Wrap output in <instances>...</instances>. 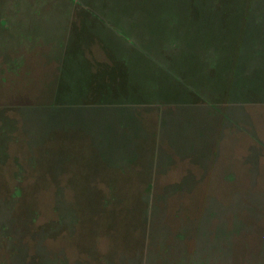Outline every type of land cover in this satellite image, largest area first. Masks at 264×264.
Instances as JSON below:
<instances>
[{
  "label": "rangeland",
  "instance_id": "1",
  "mask_svg": "<svg viewBox=\"0 0 264 264\" xmlns=\"http://www.w3.org/2000/svg\"><path fill=\"white\" fill-rule=\"evenodd\" d=\"M24 2L0 0V29L15 9L30 13ZM32 2H37L33 11L39 36L44 34L45 22L51 30L62 24V35L46 38L49 46L64 49L68 58L79 45L86 51L92 45L145 48L146 59H140L138 72L133 71L130 87L134 95L130 101L154 104L149 109H89L39 98L46 79V70L41 67L47 65L45 59L33 62V54L28 53L26 66L35 68L30 79L21 74L14 78L8 71L5 78L3 61L8 55L3 50L13 46V39L5 36L4 42L0 40V104L21 107L16 121L13 116L5 118L0 110V264H264V210L255 212L258 208L253 209V205L245 214L229 215V222L223 223L213 217L212 211L197 208L191 217L179 207L169 220L179 227L167 228L158 220L153 230L161 233V238L153 234L148 239L153 198L136 194L145 191L142 186L149 177L153 147L172 148L169 135L158 137L156 120L146 123L145 112L157 119L156 106L168 104L181 110L184 102L204 103L213 118L203 124L200 110L193 107L198 113L195 124L202 134L187 139L184 133L172 129L170 122L166 130L177 143L186 144L195 158L209 156L212 148L217 167L211 175L205 168L180 190L172 186L163 199L204 183L209 189L198 196L203 202L199 207L210 208L216 197L213 185L221 188L230 183L233 189L238 185L235 180H241L243 186L247 181L254 186L256 167L250 164L252 161L258 167L261 163L259 186L264 189V0ZM99 15L102 20L93 26L86 22ZM126 18L139 38L133 40L124 30ZM23 38L22 50L31 49L32 37ZM48 50L40 47L39 56H49L45 53ZM63 65V71L54 75V82L44 91L46 95L62 97L65 92L68 61ZM77 69L75 78L81 77L80 82H84L85 71ZM48 70L53 76L55 70ZM142 77L146 82H140ZM119 80L116 77L114 83ZM16 91H24L19 101L13 99ZM138 114L146 117L137 127L133 120ZM184 138L188 143L181 141ZM220 139H224V146L219 147ZM234 144L240 149H228ZM234 163L239 165L234 167ZM229 166L243 177L236 178ZM216 172L222 174L211 180ZM62 180L65 186L55 192L68 188L59 195L44 196L38 188H55ZM30 186L33 191H29ZM177 195L173 197L180 199ZM260 199L264 202V197ZM207 214L211 216L207 218L209 223L199 221ZM169 215L162 214V220ZM207 239L215 240L214 252L202 248L199 255L189 257L181 250L185 242L195 252L196 244L190 240H200L198 246L206 247ZM222 242L225 247H221Z\"/></svg>",
  "mask_w": 264,
  "mask_h": 264
},
{
  "label": "crops",
  "instance_id": "2",
  "mask_svg": "<svg viewBox=\"0 0 264 264\" xmlns=\"http://www.w3.org/2000/svg\"><path fill=\"white\" fill-rule=\"evenodd\" d=\"M25 5L29 6V14L22 13L20 10L15 9L16 13L12 15V17H5L6 20L3 23V28L0 29V40L4 42V37H11L8 40L13 45L12 47H7V49L4 48L3 54L8 55V59L3 61V69H2V75L6 78V73L11 72L14 78H17L20 74L21 77L27 76L26 79H30L29 77L32 76V73H35L34 67L27 65L26 66V60L25 57H27L28 53H31L33 57V62L38 61L39 59H45L44 62L47 63L43 67L45 71V78L43 87L41 89L39 98L56 101V103L61 105H74L76 107H85V108H119L121 106H124L125 108H133L135 106H139L142 108H151L154 103H143V101H133L131 102L130 99H132L134 92L133 89L130 87L134 82V73L133 71L138 72L140 70V63L142 59H146V51L145 48L142 47V49L134 47L131 44H127L125 46H121L119 48H110L92 45L89 48V51L87 49L82 48L84 46L79 45L75 46L72 50L73 55L68 58L67 53H65V50L62 48H55L54 46H49L50 42L46 38V35L50 36L51 34H54L56 36L62 35L61 28L62 24H60L61 27H58V29H48L47 24L48 22L44 23L43 27V35L39 36L37 34V14L35 13L34 8L36 9L37 5L32 2V0L26 1ZM22 8V6H21ZM27 8V6H26ZM34 17V18H33ZM96 19H86V22L88 24H93L101 21L102 19L98 18ZM64 22L66 21L63 19ZM124 20V30L126 31L129 36H132V39L139 38V32L137 30H133V25L130 24V19H123ZM69 20H67L68 23ZM87 24L86 27H89ZM8 25V26H7ZM84 26V25H83ZM12 29V31L10 30ZM111 32V31H110ZM57 33V34H56ZM113 32H111V35ZM116 34V33H115ZM23 37H32L31 41V49L29 50H22V44H23ZM45 37V38H44ZM118 37V35H117ZM95 39V38H94ZM8 42V41H6ZM49 47V50L45 53H49V56L46 54L45 58L43 56H39L38 50L40 47ZM86 46V45H85ZM154 49V48H153ZM88 52V53H87ZM156 51H153L155 53ZM158 52V51H157ZM213 51H210L211 53ZM23 53V54H22ZM81 53H85L86 56L83 55V57L80 55ZM25 54V55H24ZM56 54V56H55ZM64 58V59H63ZM157 58V57H156ZM63 59V60H62ZM68 61L67 66V74H66V86H64L65 92L62 94V97L59 95L52 96V94H49L44 92L47 88L50 82L54 80V75L59 73L63 70H60V64H66ZM43 62V60H42ZM41 62V63H42ZM63 65V68H64ZM82 68L84 73V82H80L81 77L77 80L75 78V71H77V68ZM48 69L55 70V73L53 72V76L48 75ZM62 69V68H61ZM25 70V72H24ZM143 73V72H142ZM23 75V76H22ZM119 78V82L114 83L115 78ZM51 78V79H50ZM64 78V77H63ZM79 81V82H77ZM54 82V81H53ZM104 82V83H101ZM140 82H146L144 77H142V80ZM74 83V84H73ZM82 83V84H81ZM46 85V88H45ZM54 91V90H53ZM72 91H75L73 93ZM24 91H16L14 93L15 100H21L23 96ZM139 93V92H137ZM45 97V98H44ZM3 98V97H1ZM23 105V104H22ZM151 105V106H150ZM12 107L11 105L7 104H0V110H3V114L5 118L12 117L14 118V121L17 120L18 113L20 112L21 107ZM178 106H174V108H170V105L165 104L164 106H156L158 111H156L157 119L153 116H150V112H145L147 119L146 123L150 121V119L156 120V132L158 137H166L169 135L171 138L170 143L172 148L171 149H161L160 146L153 147V150L151 151V159L148 163V180L146 182L145 186H142L143 189H145L144 193L141 195V193H136L138 196H150L153 198V203L151 206H149V217L147 222V235H149L148 239H150V236L153 234L158 235L157 239L161 238V233L155 232L153 229H156L154 227H158L156 224L160 223L161 221L164 226L167 228H177L179 226H176L177 224L172 223L169 220H172L171 214L173 210H176L177 208L181 207L183 208V212H189V215L192 217V214L194 211L198 209L207 211H212V213L215 214V216L218 219L221 220V222H229L227 219H229V215L231 214H239L243 212L245 214V211L252 208L253 209L257 207L258 209H254L253 211H263L264 210V202L260 199L264 197V189L259 186V183H262L261 179L258 177L259 175V167L256 166V162L252 161L250 164L254 166L255 171V178H254V186L251 187L249 182L247 181L246 186H243L244 181L241 180H235V183L238 184L231 189L230 183L226 187L217 188L215 185L211 187L212 189H215V193L212 194V196H216L213 199V202L210 206V208L199 207V204H202L203 202L200 201V197L203 194L202 191H206V189H209L207 187H204L200 183L199 185H192L190 189L184 191V192H174L179 194L180 199H176L173 196H178L177 194L168 196L166 199H163L164 192L166 190H169L172 186L180 190L186 183V181L189 178L197 179L199 175L203 172L205 168L209 169L210 175L217 167L214 165V158L215 154L213 152V149L210 148L209 156H201L198 158L193 157V152L186 146V144H179L174 138H172V133L168 130H166L167 122L172 123L174 126L172 129H175L179 132V134L184 133L185 136H187V139H191L193 136L197 134H202L203 131L200 130L199 127L196 126V118L199 116L202 117L203 124L206 121H210L213 116L210 114V111L206 109L204 103L199 102H184L181 103V110H177ZM193 107H198L200 111L198 113L195 110H192ZM155 112V111H154ZM245 112V111H244ZM138 112H136L137 114ZM244 114H247V116H250L247 112ZM143 114H138L137 117H134L133 122L138 125H141L143 123V119L146 117ZM12 121V120H11ZM145 121V120H144ZM142 126V125H141ZM219 127H223L218 123ZM245 126V125H243ZM4 127V126H3ZM208 128V127H207ZM170 129V128H169ZM209 129V128H208ZM166 131V135L163 134V132ZM222 131V129L220 130ZM2 133V130H0ZM209 132V131H208ZM221 138V137H220ZM220 145L224 146V143L222 142L224 139H220ZM176 141V142H175ZM184 143H188L187 140L184 138V140H181ZM223 143V144H222ZM240 149L239 144H234L231 147H228V149ZM9 146L6 150H8ZM207 158V160H205ZM28 160V159H27ZM217 160V159H216ZM161 168H160V165ZM217 164V163H216ZM225 164V163H224ZM28 165V163H26ZM239 164L234 163V167H237ZM29 166V165H28ZM230 172L236 175V178L243 177V174H240L241 172L238 171L236 168H232L229 166ZM258 170V172H257ZM208 171V172H209ZM209 174V173H207ZM222 174V172H216L212 174L211 180H214L218 178V176ZM155 175V176H154ZM209 175V176H210ZM14 179H17L14 177ZM141 183V180L138 179ZM264 180V179H263ZM22 181V180H21ZM16 182V180H15ZM196 182V181H195ZM212 182V181H210ZM209 182V183H210ZM78 183V181H77ZM31 185V184H30ZM209 185V184H208ZM226 185V184H225ZM64 185V181H60L55 185V188L51 187L49 188L48 185H43L38 187L41 191H43L44 196H53L54 194H61L60 192H65L67 188L59 189L63 191H58V188ZM77 188H79L80 183L77 184ZM21 189H24V191H28V188L26 186H22L20 184L19 186ZM243 187V188H242ZM201 188H204L205 190H199ZM29 191H33L30 189ZM143 191V190H142ZM187 191H190V193H187ZM35 195H39L38 193H35ZM1 196V195H0ZM260 207V208H259ZM180 211V210H179ZM170 213L168 217H165L162 220V214ZM261 213V212H260ZM161 214V215H160ZM210 214H207L205 217L199 219V221L208 222V217ZM259 216L258 214H255V217ZM211 217V216H210ZM239 218L240 215H239ZM160 222H157V221ZM157 222V223H156ZM171 223V224H170ZM156 225V226H155ZM162 225V226H163ZM182 227L184 225L181 224ZM183 231L185 230L182 229ZM193 240V239H192ZM195 245V252L191 251L187 248V244L185 242H182L181 244L184 245V247L181 249L187 254L189 257L191 254H193L192 257L199 255L202 251V248L209 249L208 251L214 252L216 249L215 240L207 239L206 240V247L198 246L200 243V240L196 242L192 241ZM224 242H222L223 244ZM2 244V243H1ZM221 247H225L226 245H222ZM224 258V257H223ZM3 264V263H1Z\"/></svg>",
  "mask_w": 264,
  "mask_h": 264
}]
</instances>
